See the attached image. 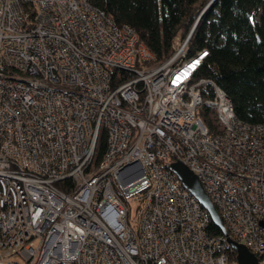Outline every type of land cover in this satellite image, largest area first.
<instances>
[{
    "label": "built area",
    "instance_id": "obj_1",
    "mask_svg": "<svg viewBox=\"0 0 264 264\" xmlns=\"http://www.w3.org/2000/svg\"><path fill=\"white\" fill-rule=\"evenodd\" d=\"M188 39L143 67L136 32L89 0H0V264H237L227 237L264 264V123L193 80L207 51L186 57ZM176 161L226 236L209 234Z\"/></svg>",
    "mask_w": 264,
    "mask_h": 264
},
{
    "label": "trees",
    "instance_id": "obj_2",
    "mask_svg": "<svg viewBox=\"0 0 264 264\" xmlns=\"http://www.w3.org/2000/svg\"><path fill=\"white\" fill-rule=\"evenodd\" d=\"M210 0H89L116 26H129L153 58L143 67L158 65L182 43ZM206 50L207 56L193 80H211L229 100L236 119L264 123V0H214L201 14L185 46L186 57ZM138 64V63H137ZM202 99L213 93L200 87ZM211 133L219 131L209 109L196 113ZM100 134L94 163L106 150ZM208 232L220 233L209 220ZM234 259L231 254L230 260Z\"/></svg>",
    "mask_w": 264,
    "mask_h": 264
},
{
    "label": "water",
    "instance_id": "obj_3",
    "mask_svg": "<svg viewBox=\"0 0 264 264\" xmlns=\"http://www.w3.org/2000/svg\"><path fill=\"white\" fill-rule=\"evenodd\" d=\"M214 0H210L207 5L204 7L203 11L213 2ZM202 11V12H203ZM201 12V13H202ZM200 17V16H199ZM199 17L197 18L195 24L193 25L191 31L189 32V36L191 35ZM170 170L177 176L180 180L183 188L196 199L201 208L206 211L210 220L213 224H215L220 232L226 236V232L224 230L221 219L213 206L211 200L203 191L201 184L199 183L197 177L182 163L173 162L169 165ZM262 228H264V222H260ZM228 246L235 253V261L237 264H257L256 258L248 252V250L240 245L230 240L228 237L226 239Z\"/></svg>",
    "mask_w": 264,
    "mask_h": 264
},
{
    "label": "rangeland",
    "instance_id": "obj_4",
    "mask_svg": "<svg viewBox=\"0 0 264 264\" xmlns=\"http://www.w3.org/2000/svg\"><path fill=\"white\" fill-rule=\"evenodd\" d=\"M175 50H177V48H175ZM174 53H175V51H174ZM153 66H156V65H150L149 68H151ZM127 201H128V207H129V209H128L129 210V221L134 222L136 220V217H137V206L138 205H137V202L135 201V199H130V200H127ZM20 263L21 264H25V263H23L22 260L20 261ZM227 264H232V263L229 262Z\"/></svg>",
    "mask_w": 264,
    "mask_h": 264
},
{
    "label": "bare ground",
    "instance_id": "obj_5",
    "mask_svg": "<svg viewBox=\"0 0 264 264\" xmlns=\"http://www.w3.org/2000/svg\"><path fill=\"white\" fill-rule=\"evenodd\" d=\"M202 11H203V10H202ZM202 13H203V12H202ZM202 13H201V14H202ZM201 14H200L199 16H201ZM199 16H198V17H199ZM199 18H200V17H199ZM188 35H189V34H188Z\"/></svg>",
    "mask_w": 264,
    "mask_h": 264
}]
</instances>
